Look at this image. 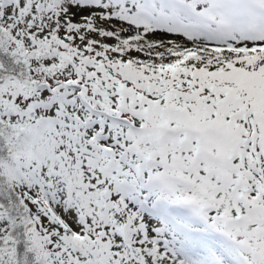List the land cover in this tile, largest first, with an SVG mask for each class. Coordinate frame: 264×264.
I'll return each mask as SVG.
<instances>
[{"label":"snow or ice","instance_id":"6c2138e0","mask_svg":"<svg viewBox=\"0 0 264 264\" xmlns=\"http://www.w3.org/2000/svg\"><path fill=\"white\" fill-rule=\"evenodd\" d=\"M0 264H264V0H0Z\"/></svg>","mask_w":264,"mask_h":264}]
</instances>
